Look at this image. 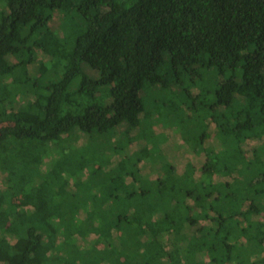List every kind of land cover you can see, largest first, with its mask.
Wrapping results in <instances>:
<instances>
[{"label": "trees", "instance_id": "1", "mask_svg": "<svg viewBox=\"0 0 264 264\" xmlns=\"http://www.w3.org/2000/svg\"><path fill=\"white\" fill-rule=\"evenodd\" d=\"M210 70L189 159L136 151L142 89ZM120 125L104 158L72 143ZM258 140L264 0H0V264H264Z\"/></svg>", "mask_w": 264, "mask_h": 264}, {"label": "rangeland", "instance_id": "2", "mask_svg": "<svg viewBox=\"0 0 264 264\" xmlns=\"http://www.w3.org/2000/svg\"><path fill=\"white\" fill-rule=\"evenodd\" d=\"M61 18L57 19L54 17L55 23L52 24V28L54 30H60V34L58 33L60 37L63 36L62 31H65L66 37L72 35V32L78 27V21L73 22L65 19L64 22L61 23ZM47 69L49 70L50 68ZM212 73V70L200 71L196 86L187 84V81H189L187 78L183 87L187 90L188 95L184 98L181 95H177L176 89L171 85L164 90H160L156 85L142 89L141 98L144 104V114L140 117L141 120L138 128L134 130L133 135H131V137H136V140L133 142L136 151L141 150L144 146L149 147L150 144H146L143 138H150L152 140L151 142H153V146H156L155 148H163L164 150L162 155L151 154L153 160L160 162L163 160L161 158L162 156L167 160L172 159L171 162L173 163L178 162L177 160L189 159L196 145L191 138L204 132L207 127L206 122L208 113L202 111V105L206 100L211 98L210 95L213 88L212 81L216 80L213 76L214 73ZM78 81L79 77H76L71 86L74 87ZM201 89L205 90L202 91ZM208 92L210 93L209 95ZM189 95L191 98L188 97ZM184 105H187L188 111H190L187 116L183 112ZM162 106L163 110H161ZM188 118L189 120H187ZM127 131V127L120 125L117 130L115 129L103 135H91L89 139L88 137H85L84 140H76L74 138L75 140L73 139L72 143L84 146L83 151L79 152L84 153V155L88 154V156L91 154L90 157L92 159L97 156L103 157L100 152L109 153L110 151L107 149L111 146V141L112 153H114L113 151L116 148L120 150L123 149L124 143L127 142L126 137H130ZM183 138L185 140H183ZM263 141L264 140H258L257 146H260L264 151ZM250 143L252 144V142ZM225 151V148H223V145L220 143L218 154L221 156ZM66 154H68L66 158L75 157V153H72V151ZM109 157V159H112L111 156ZM113 163L114 162H111L110 165L112 166ZM116 163L117 161L115 165ZM152 175L155 174L152 173Z\"/></svg>", "mask_w": 264, "mask_h": 264}]
</instances>
